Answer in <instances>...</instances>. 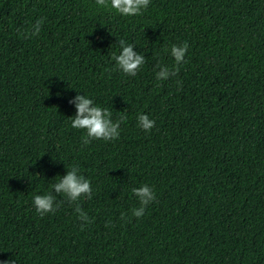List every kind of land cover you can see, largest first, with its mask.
Here are the masks:
<instances>
[{
	"label": "trees",
	"instance_id": "obj_1",
	"mask_svg": "<svg viewBox=\"0 0 264 264\" xmlns=\"http://www.w3.org/2000/svg\"><path fill=\"white\" fill-rule=\"evenodd\" d=\"M121 39L145 56L135 76L112 59ZM185 42L178 73L158 81L157 65L172 69L171 46ZM77 95L114 122L127 117L117 139L83 144L86 130L71 127ZM140 114L155 121L150 131ZM74 165L91 198L52 189ZM142 185L155 200L137 218ZM50 191L59 206L41 216L34 197ZM7 260L264 264V0H150L134 16L95 0H0Z\"/></svg>",
	"mask_w": 264,
	"mask_h": 264
},
{
	"label": "clouds",
	"instance_id": "obj_2",
	"mask_svg": "<svg viewBox=\"0 0 264 264\" xmlns=\"http://www.w3.org/2000/svg\"><path fill=\"white\" fill-rule=\"evenodd\" d=\"M96 4L102 7H108L123 16L140 15L142 9H146L150 0H95ZM42 20H37L32 25L33 31L31 36L37 35L41 30ZM23 35L27 38L29 33L26 31ZM120 53L113 54L112 59L116 65L125 74L135 76L138 69L145 63V56L137 54L133 51V44L127 43L125 40H119ZM188 45L185 42L183 45H172L171 56L174 58L175 65L172 69L167 66L157 65L160 70L156 72L158 81L166 80L170 75H175L179 71V65L184 62V57L187 53ZM76 115L71 120V127L76 129H85L86 136L82 137L84 145H88L92 140H115L119 136L120 123L127 119L126 116H121L120 120L114 122L112 113L106 109L94 104L92 98L87 95H77L75 98ZM139 126L150 131L155 126V121L150 119L146 114L138 116ZM80 169L78 166H72L67 171V175L63 176L58 182L52 184V189L60 195L62 194L71 202L78 201L82 196L91 198L92 188L90 180L83 175H79ZM132 193L138 198L140 207L133 208L132 215L139 218L144 215L145 208L155 200V192L148 185H142L138 188H133ZM36 211L43 216L46 213L53 212L55 207L59 206L57 196L52 194V191L44 195H36L33 200ZM75 212L79 214V218L84 222H90L79 204L75 208ZM0 264H15V260L2 261Z\"/></svg>",
	"mask_w": 264,
	"mask_h": 264
}]
</instances>
